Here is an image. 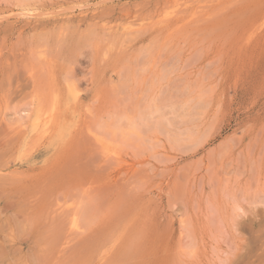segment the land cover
Segmentation results:
<instances>
[{"label":"rangeland","instance_id":"1","mask_svg":"<svg viewBox=\"0 0 264 264\" xmlns=\"http://www.w3.org/2000/svg\"><path fill=\"white\" fill-rule=\"evenodd\" d=\"M0 264H264V0H0Z\"/></svg>","mask_w":264,"mask_h":264},{"label":"bare ground","instance_id":"2","mask_svg":"<svg viewBox=\"0 0 264 264\" xmlns=\"http://www.w3.org/2000/svg\"><path fill=\"white\" fill-rule=\"evenodd\" d=\"M187 2V1H186ZM175 3V2H174ZM181 3L180 2H176V4L172 7V9H169L168 11H166L165 13H164V15H163V19H162V21H166L167 22V20H169V19H171L172 17H174V15H175V13H176V10H177V7L180 5ZM32 5V4H31ZM28 6V5H27ZM30 6V5H29ZM35 6V5H34ZM26 8V10L27 11H24V12H27L28 13V10H29V8L27 9V7H25ZM24 8V9H25ZM32 8V7H31ZM34 10H36V8L34 9ZM32 11H33V8H32ZM31 11V12H32ZM26 13V14H27ZM39 13V12H38ZM32 14V13H31ZM35 14V12H33V14L32 15H34ZM177 14V13H176ZM29 15V14H28ZM32 15H29V16H32ZM37 15V14H36ZM72 90V89H71ZM73 92V91H72ZM76 93V92H75ZM73 97H74V95H73ZM79 97V96H78ZM41 113H42V111H41ZM40 112L36 115V117H34V120H33V123H32V131H39V130H41V132L42 133H46L47 134V132L48 131H51L50 130V126H51V122H52V117L54 118V116H52V117H49V118H45L44 119V117L42 118V114H41ZM49 113V112H48ZM28 116H30V115H28ZM28 119H29V117H28ZM30 120V119H29ZM28 121V120H27ZM32 121V120H31ZM28 124V123H27ZM54 125V124H53ZM53 127V126H52ZM56 130V129H55ZM34 132V133H35ZM34 133H32V134H34ZM40 133V132H39ZM38 133V134H39ZM34 135H36V133L34 134ZM50 135V134H49ZM30 136H32L31 134H30ZM45 136H47V135H45ZM45 136L43 135V137L45 138ZM37 137V136H36ZM39 137H40V135H39ZM38 137V138H39ZM42 137V138H43ZM48 137V136H47ZM43 138V139H44ZM36 141V140H35ZM33 142V141H32ZM109 145H111V144H108V149L112 152V151H114V149L116 148H114V149H111V148H109ZM112 146V145H111ZM116 150V149H115ZM109 152V151H108ZM113 153V152H112ZM114 153L115 154H117V155H119L120 153H118V151H114ZM113 153V154H114ZM114 154V155H115ZM117 157V156H116Z\"/></svg>","mask_w":264,"mask_h":264}]
</instances>
